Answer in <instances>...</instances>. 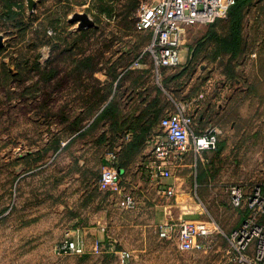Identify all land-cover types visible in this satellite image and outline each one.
Returning a JSON list of instances; mask_svg holds the SVG:
<instances>
[{"label": "rangeland", "instance_id": "1", "mask_svg": "<svg viewBox=\"0 0 264 264\" xmlns=\"http://www.w3.org/2000/svg\"><path fill=\"white\" fill-rule=\"evenodd\" d=\"M34 1L30 10L28 0H0V34L5 41L0 48V264H121L119 253L124 250L132 254V264H234L227 236L238 227L240 216L230 203V188L264 186V5L251 8L246 17L243 55L234 60L221 56L213 64L219 73L212 77L229 86L222 99L223 113L217 115L223 124L220 140L224 151L205 156L206 169L172 170L169 179L171 186L177 187L176 196L183 197L182 218L202 214V219L214 220L220 230L198 240L191 251H183L175 237L165 240L152 235L146 243L142 232L112 226L101 235H93L102 244L99 252L89 244L84 254L76 255L57 249L69 237L57 206L64 198V181L81 173L64 166L80 161L84 150H73L71 144L62 142L76 132L72 123L74 93L81 103L94 101L92 114L110 90L91 81L89 91H62L58 79L49 83L47 77L76 67L85 74L106 71L115 79L121 69L132 68L138 59L150 63L152 39L138 32L135 25L141 6L159 0ZM78 12L88 13L97 26L83 31L70 23ZM209 27L189 28L184 46L187 52ZM210 48L213 51V45ZM68 49L70 52L63 54ZM182 58L186 64L185 49ZM206 62L203 59L199 65L207 66ZM213 62L209 61L210 66ZM178 70L160 71L159 105L168 103L167 111L175 110L173 100L183 104L191 100L185 88L174 97L162 84L168 73ZM195 74L185 76L183 83H189ZM120 84L114 94L135 99V92ZM148 90L152 92L151 87ZM152 118V114L146 115L144 128ZM138 127L143 130L140 124ZM159 131L160 126L155 132ZM102 171L94 164L83 173L96 178ZM180 180L184 185L178 191ZM199 182L207 185L199 187ZM188 192L193 196L191 201Z\"/></svg>", "mask_w": 264, "mask_h": 264}, {"label": "crops", "instance_id": "2", "mask_svg": "<svg viewBox=\"0 0 264 264\" xmlns=\"http://www.w3.org/2000/svg\"><path fill=\"white\" fill-rule=\"evenodd\" d=\"M147 34L151 37L150 33ZM184 49L189 61L194 56V50L191 49L189 53L187 48L184 47ZM135 63L132 68L121 69L118 79L114 83L106 71H94L84 78V81L61 85L62 91H89L91 83L97 79L101 81L102 86L109 87L110 90L108 98L105 94L106 101L98 105V111L92 114L90 112L94 101L88 100L81 103L77 93H74L73 105L76 109L73 113L72 123H79L80 129L74 132L72 138H69L67 142H62L67 146L71 144L73 150L80 148L84 152L81 154L80 161L67 162L64 166L65 170L73 168L78 169L81 173L77 178L64 181L62 190L64 198L57 206L58 217L64 220L65 230H69L67 238L86 246L91 244L93 247L94 242L99 241L97 237L93 239V235L97 233L101 235V233L110 230L112 226L122 230L135 229L138 233L142 232L144 242L147 243L152 235L158 239L161 229L168 223L179 220H206L202 219L204 217L202 214H199L197 218H182L180 205L183 197H165V190L172 185L170 180L166 182L160 180L159 175L154 174L148 167L152 139L158 132H154V135L152 134L147 141H144L145 136L141 137L142 133L138 125L140 124V128L143 129L145 112L155 98V92H153L155 86L161 87V74L156 72L153 59L150 63L145 59L141 61L138 59ZM206 63H208L207 66L203 63L198 66L199 72L185 87L186 94L189 92L191 98V106L194 105L193 113L196 116L198 133L205 131L211 125L223 127L221 121L219 122L217 119V115L220 112L223 113L222 99L229 89L227 84H219L212 77L219 73L217 66H213L218 63V60L211 66L209 62ZM120 80H123L121 85L124 90L135 92V99L133 97L116 99L114 92H116ZM198 86L200 88H197ZM149 87L152 89L150 93L148 92ZM201 93L205 94V99L196 103ZM173 103L175 105L174 100ZM114 109L116 110L115 116L112 113ZM170 111L172 109L168 110V112ZM223 151V144L219 140L217 150H205L200 154L189 152L182 162L172 166V170L188 172L192 169L198 170V167L206 169L205 156ZM112 162L121 173L125 193L132 195L137 201V207L134 209L121 208L118 204L120 198L101 186L102 173L96 178H89L88 174L83 173L94 164L97 165V170L100 172ZM183 185L184 180H180L178 191ZM206 185V183L199 182L198 186L203 188ZM210 185L218 187L217 184ZM175 188L177 189L176 186ZM186 195H188L189 201L193 199L190 192ZM234 211L241 217L236 209Z\"/></svg>", "mask_w": 264, "mask_h": 264}, {"label": "built area", "instance_id": "3", "mask_svg": "<svg viewBox=\"0 0 264 264\" xmlns=\"http://www.w3.org/2000/svg\"><path fill=\"white\" fill-rule=\"evenodd\" d=\"M235 4L236 0H159L143 4L135 28L138 32L151 34L148 51L156 72L181 68L189 28L210 26L227 19ZM204 99L205 94L201 93L196 102ZM196 125L191 103L175 102V110L162 119L160 131L152 139L148 167L154 174H161L169 180L172 178V166L182 162L189 152L200 154L205 150L218 149L222 129L211 125L198 133ZM100 184L120 198L118 204L121 208L131 210L137 207L136 199L125 193L121 173L114 162L104 167ZM175 196V187L169 186L165 197ZM230 202L236 210L246 212L242 224L227 236L235 257L234 264H264V186H232ZM213 230H220L214 220H179L166 224L160 231V237L165 240L175 237L181 250L191 251L198 240L214 233ZM101 247L102 244L96 241L93 248L99 252ZM57 249L60 253L76 255L86 251L84 244L71 238L61 242ZM119 255L121 264H132L129 251H121Z\"/></svg>", "mask_w": 264, "mask_h": 264}, {"label": "trees", "instance_id": "4", "mask_svg": "<svg viewBox=\"0 0 264 264\" xmlns=\"http://www.w3.org/2000/svg\"><path fill=\"white\" fill-rule=\"evenodd\" d=\"M263 5H264V0H236V4L229 11L228 18L224 20H219L216 23L210 25L207 31L204 32L203 36L200 37L197 45L193 46L192 48V50H194L193 58L190 59L186 64H184L180 68V70H178V73L173 74V75H169L168 73V75L164 77L162 84L166 88L168 87L170 94L173 95L174 97L180 96V93L186 87V84H187V82L183 83V79H185L186 77L190 78L193 74L196 73L198 69V65L201 62V60L205 59L208 62L210 60L216 61L221 56H229L231 60L240 58L244 53V47H245L244 46V26H245L246 17L248 16L249 10L257 6L261 8L263 7ZM211 45H213V51H212V48H210ZM69 52L70 51L68 49L64 51L63 54L69 53ZM163 70H167L168 72L170 69H163ZM63 72H64V75H63ZM92 73L85 74V72H83V69L81 73L80 71H78L76 67H73L72 70H70V68L66 71L57 70V72L51 73L50 76L47 77V79L49 83L53 82L55 79H58L59 88L61 90L62 84H67L70 82V80H72V82L84 81V78H86L89 74H92ZM109 74L112 77L111 73ZM118 76H119L118 74L115 75V79H113L112 77L113 83H114V80L116 81L118 79ZM95 81L98 83L101 82L97 79H95ZM122 81L123 80H120L118 84H120ZM197 88H200V87L198 86ZM154 91H155V98L152 104L149 106L148 110H146L145 112L144 125L145 123H147L146 115L149 116L152 114L153 118L150 121V125L147 126V128L146 127L144 128L143 126L144 131L141 129L142 130L141 137L145 136L144 141L148 140V137H150L155 132L156 128L160 126L162 119L168 114V111H167L168 106H169L168 103L164 102L163 104L159 105L162 99L161 88L155 86ZM120 97L122 98L121 94H120ZM117 98L120 99L118 96H116V99ZM103 101L105 102L106 99H104ZM74 127H73L74 131H79L80 127L78 129L76 127V124H74ZM58 148L62 149V146L58 145ZM237 211L241 215L240 222L238 225L239 227L245 219L246 212L243 210H237Z\"/></svg>", "mask_w": 264, "mask_h": 264}, {"label": "water", "instance_id": "5", "mask_svg": "<svg viewBox=\"0 0 264 264\" xmlns=\"http://www.w3.org/2000/svg\"><path fill=\"white\" fill-rule=\"evenodd\" d=\"M30 10L33 9L35 5L34 0H28ZM70 23H76L79 29H88L92 27H96V22L90 17V15L86 12L83 13H74L72 17L69 19ZM4 36L0 34V48L4 46Z\"/></svg>", "mask_w": 264, "mask_h": 264}]
</instances>
